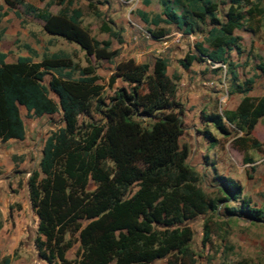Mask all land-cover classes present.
<instances>
[{"label":"trees","instance_id":"trees-1","mask_svg":"<svg viewBox=\"0 0 264 264\" xmlns=\"http://www.w3.org/2000/svg\"><path fill=\"white\" fill-rule=\"evenodd\" d=\"M3 1L18 17L17 8L22 5L44 21L45 32L77 43L98 59L116 54L108 49L111 41L97 40L82 25L83 10L71 6L69 0H60L62 6L55 14L49 10L53 0L43 7L28 0ZM158 1L161 11L152 17L137 10L146 23L156 26L147 28L150 35L159 38L166 33L168 29L157 27L160 23L186 34L200 33L201 40L186 52L181 65L221 62L231 85L243 93L235 109L205 115L204 138L215 145L211 128L228 134V126H232L237 133L232 142L236 148L264 150V142L252 135L264 117V95L247 94L250 80L238 83L235 64L228 58L232 49L241 52L237 29L252 34L259 31L264 22L262 0H228L223 10L215 0ZM142 2L148 4L149 0ZM2 15L0 12V18ZM106 20L100 30L121 41L119 29ZM200 24L205 25L201 31ZM24 47L29 54L19 55L14 62H6V53H0V139H24L19 105L29 115L59 113L63 122L45 139L39 170H33L27 179L30 205L38 218L33 243L40 259L47 264H152L159 259H166V264H194L190 222L196 217L209 216L222 206L227 217L252 222L264 219L263 209L251 205L236 179L216 173L211 189L202 186L201 173L188 162L189 144L181 141L178 76L167 75L165 57L152 62L120 60L110 80L120 77L128 87L119 88L104 103L102 85L91 66L81 68L80 75L72 78L64 71L74 69L67 55L43 53L34 60L36 51L28 44ZM258 68L264 74V65ZM47 73L50 79L45 85ZM95 103L99 119L90 116ZM82 115L89 120L81 119ZM223 224L228 223L223 220ZM209 232L205 221L204 242ZM75 243L70 258L67 252ZM10 262L9 255L0 260V264Z\"/></svg>","mask_w":264,"mask_h":264},{"label":"rangeland","instance_id":"rangeland-1","mask_svg":"<svg viewBox=\"0 0 264 264\" xmlns=\"http://www.w3.org/2000/svg\"><path fill=\"white\" fill-rule=\"evenodd\" d=\"M29 1V0H28ZM37 2V0H31ZM102 2H96L93 0H74L73 7H79L83 10L82 25L85 26L90 34L99 41H111V45L108 49L114 50L115 55L110 59H98L93 53H87L77 43L70 42L64 38H50L54 39L51 43L54 45V49L71 59V63L74 69L67 68L64 71H69L72 78L78 77L79 70L86 66H91L94 69V73L98 76L97 81L102 85L101 97L104 103H108L111 96L115 95L117 90L121 87H128V85L120 78L116 77L111 81V77L115 72L116 64L123 59H127L128 56H124L123 42L124 39L118 41L115 37L102 32L100 26L103 20L110 21L111 18H116L115 14H111V6ZM123 6V15L118 20L119 26L123 25L124 15L129 9L124 2L116 0ZM150 4L142 6V1L134 7L131 12L142 8L148 12L149 15H154L159 10V1L150 0ZM219 3L220 9H226L228 0H215ZM255 0H250L252 3ZM90 3L93 5L90 6ZM261 5H264L263 3ZM248 7V6H247ZM18 11L21 13V21L19 24L16 22L7 23V28L10 29L14 36H11L9 40L5 39L3 45L5 49H10L11 45L17 43L16 48L9 50V57H14L16 53L22 51L20 48L22 43L28 42L34 47L37 55L35 60H39L45 51H49L50 47L46 44L47 39L42 30H39V24L41 20L27 13L22 5L18 6ZM53 10L57 9V6L52 7ZM180 9V7H179ZM97 12L101 13V16H97ZM119 17V16H118ZM205 25L200 24L199 30L204 29ZM118 30V26L116 27ZM198 30V31H199ZM201 31V30H200ZM235 33H242L241 44L245 49L252 42V35L245 29H239ZM194 41L201 39L200 33H195ZM254 39L262 41L264 33L262 31L255 34ZM251 39V40H250ZM51 41V40H50ZM127 41V39H126ZM127 50H134L138 42L128 40ZM253 43V42H252ZM100 47L105 46L104 43L99 44ZM190 49V48H189ZM188 49V50H189ZM257 49V47H256ZM262 50V49H261ZM253 70V66L248 67V72ZM67 73V72H64ZM222 71V70H221ZM222 73V72H221ZM245 73V70H242ZM50 79V73L44 75L43 83L47 85ZM50 96L55 97V94L50 91ZM221 108H224L230 99V94L222 91L220 95ZM97 103H95L90 111V116L94 119L100 118L98 112ZM23 117L26 124L28 133L27 141L25 145L30 147V165L28 166L29 174L33 170L37 169V164L41 156V149L44 145V141L51 132L62 126L63 122L59 113L53 115L34 116L28 113H23ZM81 119L85 121L89 120L87 116L82 115ZM229 127L228 134H221L215 129L211 128L217 144L208 146L212 148L205 154L200 153L198 156H193L188 159V162L194 166L201 173V184L205 189H211L212 183H214V175L216 173L230 176L236 179L243 188V196L248 197L251 200V205L256 208H261L264 211V161L260 160L264 156V150L257 151L254 149L246 150L245 152L236 148L232 142L237 136V133L232 126ZM240 134V133H239ZM252 135L259 141L264 142V118H261L255 125ZM188 137V136H184ZM184 137L181 141H186ZM190 138V137H188ZM252 157L251 161L244 160V157ZM41 176V173H40ZM89 188H93V183L89 184ZM231 203V202H230ZM232 205V204H231ZM237 205V204H235ZM209 216L201 215L196 217L190 222L194 231V237L191 242V248L194 251V264H238L240 261H246L250 264H264V219L262 221H250L248 219H241L236 217H227L223 215V208L219 206L216 212L208 213ZM208 217V218H207ZM207 218V220H206ZM223 220L228 224H223ZM207 221L210 229L209 239L206 242L203 241L204 223ZM77 243L71 247L67 256L74 257V253L77 248ZM189 262L188 259H185ZM15 264V263H14ZM152 264H166V259H159Z\"/></svg>","mask_w":264,"mask_h":264},{"label":"crops","instance_id":"crops-1","mask_svg":"<svg viewBox=\"0 0 264 264\" xmlns=\"http://www.w3.org/2000/svg\"><path fill=\"white\" fill-rule=\"evenodd\" d=\"M47 1L50 0H37V2L33 3L38 7H43ZM53 1L49 6V10L55 14L62 4L60 0ZM69 1H71V6H74V0ZM93 1L102 2L101 0ZM103 1L106 6H111L112 10L110 13L117 16V19L111 18V20L114 27L118 26L121 38L124 39L123 55L128 56L127 59L133 58L136 62H152L156 57H165L168 60L167 75L172 76L173 74H177V99L182 104V137H190H184L185 142L189 144L190 153L188 159L191 155L198 156L200 153L205 154V152H209L212 148L208 146L207 140L202 135V128L206 123L205 115L214 111L221 113L222 110L235 109L243 93L231 85L230 78L229 76L226 77V72L223 68H214L202 61H194L188 68H184L180 60L185 56L189 48H193V44L196 41L193 42L189 38L184 37L179 41L170 43L168 46L164 45L161 37L179 30L175 26L160 23L157 27L160 26L166 30L168 29L164 35L159 38H154L151 35L149 37L145 36L140 28L147 30L149 27L154 28L156 26L146 23L137 10L133 13L129 9L126 16L124 15L123 25L119 26L118 20L123 15L122 4L120 8V3L116 0ZM150 2V0L148 4L142 2V6L145 7ZM262 3L264 4V0H262ZM53 6H57V9L53 10ZM138 10L149 15L142 8ZM160 11L161 6L155 14L160 13ZM0 12L3 14L0 18V53H6V62H14L19 55L29 54L24 44H28L32 49L34 47L28 42H24L20 47L23 49L22 51L16 53L14 57L8 56L9 50L16 48L17 43L11 45L10 49H5L3 45L5 39L9 40L11 36H14L10 29L7 28V23L8 21H17L21 25L22 23H20L21 18L16 16L15 9L9 8L3 0H0ZM152 16L149 15V17ZM38 19L41 20L39 30L43 31L46 36L45 38H49L46 44L50 49L48 53L47 51L45 53L48 55L58 53L59 51H56L54 45L51 43L54 39L50 38L62 37L45 32L42 27L44 21L40 18ZM260 31L264 33V22L259 24L258 32ZM248 33L252 35L253 43L250 42L247 49H245L240 40L241 52L232 49L228 54V58L235 64L238 73L237 82L242 83L245 80H250L247 94L259 97L264 95V74L258 68L259 64L264 65V37L262 41H258L253 37L255 34H252L250 31ZM236 34L242 37V33ZM200 37L202 38L201 35ZM128 40H133L135 43L139 41L134 50L130 51L126 49L128 47ZM249 65L253 66V70L250 73L247 71ZM243 69L245 73H242ZM222 91L230 94L228 104L224 108L220 107V95ZM19 111L25 126L24 139L10 138L6 141L0 139V260L4 256L9 255L11 256L10 264H47L38 257L33 243L38 218L31 208L27 185L30 147L25 145L28 133L23 117V113H27V110L23 105H19ZM260 160L264 161V156Z\"/></svg>","mask_w":264,"mask_h":264},{"label":"built area","instance_id":"built-area-1","mask_svg":"<svg viewBox=\"0 0 264 264\" xmlns=\"http://www.w3.org/2000/svg\"><path fill=\"white\" fill-rule=\"evenodd\" d=\"M121 2H124L127 7H129V11H131L134 7L137 6V4L139 3V0H121ZM142 33L145 36H150L149 31H147L146 29H142L140 28ZM187 37L189 38L191 41L194 39V35L193 33H183L181 30H176L173 31L171 33L166 34L165 36L161 37V41L164 45L168 46L170 43L174 42V41H179L180 39ZM208 63H211L210 60H208ZM211 67H221L223 69H225V65L221 62H216V63H212L210 64ZM222 99H220V103H221Z\"/></svg>","mask_w":264,"mask_h":264}]
</instances>
